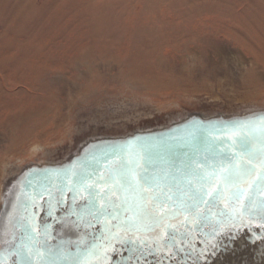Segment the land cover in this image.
Listing matches in <instances>:
<instances>
[{"label": "rangeland", "instance_id": "1", "mask_svg": "<svg viewBox=\"0 0 264 264\" xmlns=\"http://www.w3.org/2000/svg\"><path fill=\"white\" fill-rule=\"evenodd\" d=\"M261 108L264 0H0V196L4 188L6 198L0 208V251L29 242L31 264H89L98 239L84 243L87 226L99 236L117 224L101 216L91 222L84 214L90 206L75 202L71 187L45 189L27 211L23 183L39 164L73 167L74 179L75 160L102 138L124 142L140 131H170L195 115L245 120L259 114L246 112ZM190 139L175 138L178 145ZM105 184L93 187L101 193L98 208L103 193L107 199L111 195ZM254 199L264 196L256 193ZM247 204L246 196L233 202L228 192L210 206L202 223L192 215L167 216L156 231L178 234L187 228L183 238L189 245L169 256L141 247L140 260L132 264L166 259L179 264L180 255L186 258L191 248L211 243L220 253L234 252L239 243L243 249L245 242L256 249L264 243V222L244 210ZM31 217L36 222L29 237L16 222ZM169 224L172 229L164 226ZM65 239L75 243L57 253L59 263L52 261L48 254L55 256ZM76 244H90L89 254L75 251ZM120 253L126 258V250ZM11 257L9 263L17 264L19 254ZM247 257L258 264L254 250ZM118 259L119 254L113 257Z\"/></svg>", "mask_w": 264, "mask_h": 264}, {"label": "bare ground", "instance_id": "2", "mask_svg": "<svg viewBox=\"0 0 264 264\" xmlns=\"http://www.w3.org/2000/svg\"><path fill=\"white\" fill-rule=\"evenodd\" d=\"M252 112H256V113L259 112V114H256L255 116H252L251 118L245 119V120H242V119L235 120L234 119L232 121L226 120L225 122H221V123L210 122V124L208 125H202L196 121H192V122L186 123L183 126L176 127L175 129L170 130L168 132H162V133L158 132V134H154V133L159 130L165 129V128L140 131L139 132L140 135L136 139H133L131 141L130 140L126 141V142H130L127 145H126V142L125 143H121V142L115 143L114 142L111 144L110 139H117V138H102L106 140H104L99 146L93 147L85 155H82L78 157L77 160H75V162L77 161L79 163V167H78L79 173L83 171L82 165L85 160L92 163L94 162L92 158L93 156L100 160V164L97 165L96 174L92 177L91 180L86 182V185L78 182V176L72 179L73 167L69 166L65 169L58 168L57 166H55L57 163L47 162L44 164H39L38 166L40 167L33 168L35 170L30 171L26 181H24L23 183L21 199L29 196L28 198L30 200L29 203L28 201L23 203L25 207L27 204L26 209L27 211H29L33 203L38 201V196L45 189L61 190L67 187H71V189H74L73 198L75 199V202L84 203L86 204L85 206L88 207L90 206L88 203L90 197H89L88 191L85 190L86 186L96 187V185L99 183L105 184L104 182L109 181V183H106L104 186H107V188L111 191V195L109 196L108 200L113 201L114 205L112 207H109L107 214L101 217L106 218V220L108 221L113 220V223H115L116 222L115 220H117V224L116 226L112 228L109 227L107 229V232H102L101 235L99 233V236L97 235L98 230L94 228L93 225L87 226L86 228V238L87 239L85 240L84 243L88 242L87 240L89 241L92 240V243H94L93 240H95V243H96L98 239V242L96 243L98 246L94 247V249L91 248L92 250H90L91 259L88 261L90 262L89 264H118L117 263L118 261L120 262L119 264H132L133 261L136 263V261L140 260L142 248L146 249V251H148V248L149 250H151L152 248H156L155 254L161 255L166 252L165 256H169L170 252L171 253L177 252L182 247V245H189V243L185 241L184 239L185 237L183 238V236L189 235L187 228H184V231L182 233L176 234L175 246L168 247V248L163 247L164 242L167 240V233L166 234L159 233L158 231H156V227L150 230H147V231L145 230L126 231L123 227L125 223L139 222L140 217L148 216V213H149L148 210L154 206L150 200L146 201L141 198V194L138 188L135 190L119 188L117 184L113 183L111 180L108 179L110 175L109 170L112 168H115L120 163V160L122 158L127 160L130 158L131 154H135V158L137 159L138 164L141 166V168L139 169L140 171H143V169L146 168L148 172L150 173L166 174L169 176L180 177L182 173H184L189 168V166L195 167L193 162L191 160H187L184 158L186 161H191V162H188V163L182 162L180 164H177L175 160L173 161L170 159H165L163 156H160L161 153L159 152L158 149L160 147H163L164 143L168 140H172V139L179 138L181 136H186V135H196L198 133L203 134L205 137L201 139V142L203 144L202 148L205 149V146L208 144V142L213 140L212 139L213 137L211 136L212 132L208 131L209 129H213V128H214L213 135H215L218 132L217 129L222 127L224 131H221V132L223 134L227 133V135H225L226 136L225 138H227L225 142L230 144L232 148L236 150V152H238L237 143L239 141L244 140L245 138L251 141L254 150H260L264 148V124L260 123V121L257 120L256 117H258L260 114H264V108L246 112L245 114H249ZM245 114H234L232 116H242ZM219 116L220 115L206 116V117L199 116V117H201L204 121L205 120L212 121L214 118H217ZM232 116L223 115L225 119L230 118ZM226 129H228L227 131L229 132H227ZM125 137L127 136H124V138ZM125 145L127 147V151H125L122 156L108 155V159L106 160L104 159V156L106 154L111 153L114 147L125 146ZM44 165L46 166L41 168ZM22 171L23 170L19 171L18 174H16V176H18ZM87 171L90 173L92 169L89 168ZM249 183H251V180H249L247 183H244L242 185V189L246 193H248V190H249V187H248ZM220 185L221 184L213 183L210 187L207 188V191L214 192L213 189L218 188ZM82 190H84L83 193H81ZM3 192H4V188L1 191L0 208L3 204L4 205L6 204V198L3 195ZM134 192L137 196L132 195ZM228 192L230 191H228L227 189L222 190V193L228 194ZM148 195H150V193ZM21 202H23V200H21ZM146 204L149 205L147 209L143 208L144 205ZM33 214L32 212H29L27 215H29V218H30V215H33ZM84 214L85 216L89 217L91 222H95L96 219L99 222V218H97L96 215L91 214L90 211L86 210ZM188 216L190 215H185V217H188ZM22 219L24 221V225H22V227L27 225L28 230L26 231V233L29 235V237H31L34 234L32 229L33 227H35L34 225V223L36 222L34 220L35 218L31 217L32 221L29 222L28 220L27 223H25L26 221L24 220V218ZM143 222L145 224H148L146 223V221H143ZM59 243L61 244L60 245L61 247H59L60 251L55 252L56 254L55 256L48 254L49 256H51V260L57 263L60 262L57 256L60 254V252L63 253V250H65L64 246L69 245L70 247V244H73L75 242L68 241L65 239V240L59 241ZM244 244H245V248L242 249L241 248L242 244L239 243L235 251L234 252L231 251L229 252V254L224 253V252L220 253L218 252V250L213 251L212 249L214 248L213 246L214 243H211L207 245L206 247L204 246L200 250H198V248H194V249L191 248L192 251H190V255L188 254V257L183 258L180 255L179 264H230V263L233 264V263L241 261L242 258H245V256L246 258L242 260L243 261L242 264H251L249 261V257H247L248 252L250 250H254V257H255V260L258 262V264H264V243L262 242L261 245L258 244V247L256 249H253L252 244H250L249 242H245ZM89 245L90 244H88L87 246L76 244L75 251L79 250V253H81V251L88 249ZM18 248H13V249L9 248V249L0 251V259L1 261H3V264H6V262L10 264L9 260L11 257V253L13 254V256L16 254L17 255L19 254V259H18L19 261L17 264H28V260L31 261L32 246L29 244V242L26 246L20 245ZM117 248H121V249L117 250ZM123 249L127 251L126 258H123L120 255L121 254L120 252ZM207 250L209 251L207 252ZM20 253H26L27 258H25ZM118 254H119V259L117 262H114L113 257ZM78 257L79 255L76 256V259ZM74 260L75 258H73V261ZM166 260L161 261L159 264H166L165 263ZM167 262H168L167 264H170L169 263L170 260H168Z\"/></svg>", "mask_w": 264, "mask_h": 264}, {"label": "snow or ice", "instance_id": "3", "mask_svg": "<svg viewBox=\"0 0 264 264\" xmlns=\"http://www.w3.org/2000/svg\"><path fill=\"white\" fill-rule=\"evenodd\" d=\"M256 119L264 124V114H260ZM128 143L130 142H126V145ZM225 143V141H209L205 146L201 161L198 163L194 161L195 167L189 166L180 177L150 173L146 168L140 171L141 166L135 154H131L127 160L122 158L115 168L109 170L108 179L121 189L135 190L138 188L141 198L146 201L150 200L154 206V211L147 217L148 224L143 222L144 217L141 216L139 222L125 223L124 229L126 231H147L161 226L169 215H192L201 223L206 221L207 214L211 210L210 206L215 205L216 199L223 195L221 188L213 189L215 196L207 191L213 183L221 184L224 189L230 191L233 202H239L242 197L246 196L248 204L245 205L244 210L249 215H259L261 221L264 222V199L259 201L254 199L256 193L264 196V148L254 150L251 141L245 138L237 143L238 152L232 155L223 147ZM126 145L114 147L111 153L104 156V159H108V155L122 156L127 151ZM93 161L92 163L87 160L83 162V171L77 174L79 183L86 185V182L96 174L100 160L93 157ZM89 168L92 169L90 173L87 171ZM249 180L251 183L248 187L250 190L255 189V193H246L242 189V185ZM85 190L88 191L90 197L88 201L90 212L97 218L107 214L108 208L114 205L113 201L107 199V193H103L105 202L98 208L97 199L101 197V193L93 187L86 186ZM202 206L209 207L201 211ZM165 209H167L166 212ZM221 215L226 214L221 213ZM164 226L172 229L170 224ZM25 230H28L27 225H25ZM176 231H168L163 247L175 246ZM20 254L27 258L26 253ZM87 254H89L88 250H85V255ZM0 264H3V261H0ZM28 264H31L30 260Z\"/></svg>", "mask_w": 264, "mask_h": 264}, {"label": "water", "instance_id": "4", "mask_svg": "<svg viewBox=\"0 0 264 264\" xmlns=\"http://www.w3.org/2000/svg\"><path fill=\"white\" fill-rule=\"evenodd\" d=\"M192 121H196L198 122L199 124H202V125H208L210 124V122H217V123H221L219 122L218 120L216 119H213L212 121L211 120H203L201 117L199 116H194L193 118H191V120L189 122H192ZM188 122V123H189ZM209 122V123H208ZM216 129V127H215ZM217 132L215 135H213V130L212 129H209L208 131L212 132V139L215 140L216 142H220V141H226L227 138H225L227 135L226 134H223L221 131H224L221 128H218L217 129ZM228 129H226L227 131ZM160 133L162 132H168V131H158ZM158 132H155L154 134H158ZM229 132V131H227ZM153 134V135H154ZM223 134V135H221ZM191 136V135H190ZM196 136V138H194ZM216 136V137H215ZM193 139H190L186 144L182 143V145H178L179 144V141L177 142L175 139L173 140H168L164 143V146H163V149H162V152H161V155L160 156H163L165 159H170V160H175L177 162V164H180V163H188V162H200L203 155H204V149L202 148L203 147V144L201 142V139L205 138L203 134H196V135H192ZM215 137V138H214ZM219 137V138H217ZM111 141V144L112 143H116V142H121V143H125L126 141L122 142L120 140H110ZM128 141V140H127ZM131 141V140H130ZM224 148H226L229 152V154H232V155H235L237 152L236 150H234L232 148V146L230 144H228L227 142L223 145ZM162 148V147H160ZM237 149V148H235ZM187 160H191V161H186L185 159ZM195 165V163H193ZM225 166H227L225 164ZM35 169H32V171H34ZM26 207H27V204H26ZM14 222H16L17 220L13 219ZM19 221V222H18ZM16 222V226L17 227H22V225H24V221L23 219L21 218V221L20 219ZM10 254V253H9Z\"/></svg>", "mask_w": 264, "mask_h": 264}]
</instances>
